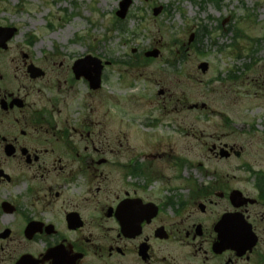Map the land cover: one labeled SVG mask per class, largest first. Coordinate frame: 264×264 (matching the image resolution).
Returning a JSON list of instances; mask_svg holds the SVG:
<instances>
[{"label":"flooded vegetation","instance_id":"1","mask_svg":"<svg viewBox=\"0 0 264 264\" xmlns=\"http://www.w3.org/2000/svg\"><path fill=\"white\" fill-rule=\"evenodd\" d=\"M12 28L0 32V264H264V106L244 143L205 142L184 179L182 157L95 116L111 63L92 89L74 71L90 53L65 69L42 53L19 62L21 33L0 24ZM259 87L264 102V50Z\"/></svg>","mask_w":264,"mask_h":264},{"label":"rangeland","instance_id":"2","mask_svg":"<svg viewBox=\"0 0 264 264\" xmlns=\"http://www.w3.org/2000/svg\"><path fill=\"white\" fill-rule=\"evenodd\" d=\"M121 1L0 0V24L21 33L11 59L22 62L26 53L37 61L42 53L37 62L65 69L90 53L112 63L102 91L91 96L95 116L123 142L182 157V177L195 176L202 144L244 143L242 129L259 125L264 0H132L120 19ZM151 51L156 58L145 56Z\"/></svg>","mask_w":264,"mask_h":264},{"label":"water","instance_id":"3","mask_svg":"<svg viewBox=\"0 0 264 264\" xmlns=\"http://www.w3.org/2000/svg\"><path fill=\"white\" fill-rule=\"evenodd\" d=\"M130 5H131V0H123L122 2H121V10L117 13V15L119 16V17H121V18H125V16H126V14H127V12H128V9H129V7H130ZM161 11V9H157L156 11H155V15H157L159 12ZM148 56H152L153 54L152 53H150V54H147ZM82 64H85V63H87V61H83V62H81ZM79 66H83V65H77L76 66V69H77V67H79ZM85 66V70L87 71V73L89 74V79H90V81H91V86L93 87V88H97L98 87V85H99V79H100V71H101V67L99 66V65H97L95 68H93V67H89V66H87V65H84ZM200 68H202L203 69V71L205 72L206 71V69H207V65L206 64H203V65H201L200 66ZM78 70L79 71H82L83 70V68L82 67H79L78 68ZM93 72H95V76H93Z\"/></svg>","mask_w":264,"mask_h":264}]
</instances>
